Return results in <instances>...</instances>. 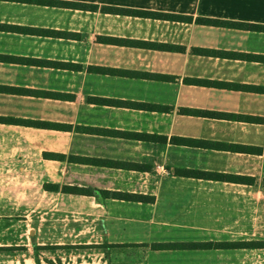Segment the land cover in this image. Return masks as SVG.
<instances>
[{"label": "crops", "instance_id": "1", "mask_svg": "<svg viewBox=\"0 0 264 264\" xmlns=\"http://www.w3.org/2000/svg\"><path fill=\"white\" fill-rule=\"evenodd\" d=\"M248 1L0 0V264H264V29L196 21Z\"/></svg>", "mask_w": 264, "mask_h": 264}, {"label": "rangeland", "instance_id": "2", "mask_svg": "<svg viewBox=\"0 0 264 264\" xmlns=\"http://www.w3.org/2000/svg\"><path fill=\"white\" fill-rule=\"evenodd\" d=\"M220 1L224 2V3L228 2V0H220ZM248 2L256 4V6H255L256 8L259 7L260 10L264 11V0H249ZM228 4H230V6H231V7H228V8H233V10H234L232 15L236 16L238 18L241 17V16H245L246 11L255 10L253 7H251L249 5H248L249 6L248 10H245V9H236L237 6L231 4L230 2ZM218 8L221 10V13L220 12L218 13L220 15L222 14V12L224 14V12L227 11V10H225L223 8V6H221V4L218 5ZM228 8H226V9H228ZM242 219L246 220V219H244V217H242ZM254 220H255V224L259 225L260 222L264 221V217L256 216V217H254ZM47 242H53V240L48 239ZM99 246H101V244ZM70 247H68L67 250H66V251H69V253H65L64 250H63L64 253H61L60 251H62V250H60V251L57 250V253L60 254V256H61V258L57 257L58 264H61V263L62 264H76V263L88 264V262H93V261L97 262V264H101L97 254H96L97 251L95 252L92 249H86V248L81 249V250L72 248L70 250ZM72 247L76 248V247H79V246L78 245H74ZM45 248H46L47 251H45V252L43 251V253H45V255H47V257H49L48 261H50L51 264H55L56 257H55L54 246L53 245H51V246L47 245V246H45ZM45 255L43 254L42 256H45ZM51 260H53V261H51Z\"/></svg>", "mask_w": 264, "mask_h": 264}, {"label": "trees", "instance_id": "3", "mask_svg": "<svg viewBox=\"0 0 264 264\" xmlns=\"http://www.w3.org/2000/svg\"><path fill=\"white\" fill-rule=\"evenodd\" d=\"M124 11L128 12L127 9H125ZM197 23H202V24H213V25H226V26H239V27H245V28H250L253 30H262L264 29V26L262 25H258V24H249V23H243V22H236V21H229V20H218V19H209V18H196ZM0 120H7V121H11V122H18V123H24V122H31V123H35V124H42V125H47L45 122L41 123V122H37V121H29V120H22V119H13V118H4V117H0ZM188 174H192V175H203L205 173H198V172H191V171H187ZM209 174V173H208ZM46 188H52L54 189L56 186L55 185H45ZM61 189L63 191L66 192H71V193H80L86 189L83 188H79L77 186H62ZM116 196H120V197H125L126 199H130L133 201H141V202H145L149 200L148 196L145 195H129L127 193L122 194V193H113ZM40 246H33V250H39ZM35 262L37 263V259L35 258Z\"/></svg>", "mask_w": 264, "mask_h": 264}]
</instances>
